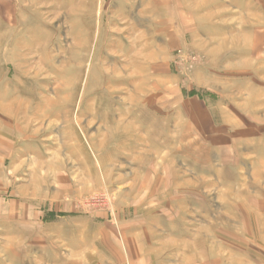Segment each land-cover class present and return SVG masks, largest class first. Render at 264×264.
Masks as SVG:
<instances>
[{"label": "rangeland", "instance_id": "1", "mask_svg": "<svg viewBox=\"0 0 264 264\" xmlns=\"http://www.w3.org/2000/svg\"><path fill=\"white\" fill-rule=\"evenodd\" d=\"M263 240L264 0H0V264Z\"/></svg>", "mask_w": 264, "mask_h": 264}, {"label": "bare ground", "instance_id": "2", "mask_svg": "<svg viewBox=\"0 0 264 264\" xmlns=\"http://www.w3.org/2000/svg\"><path fill=\"white\" fill-rule=\"evenodd\" d=\"M135 118V117H134ZM135 121V120H134ZM117 123V122H116ZM118 123H120V122H118Z\"/></svg>", "mask_w": 264, "mask_h": 264}, {"label": "crops", "instance_id": "3", "mask_svg": "<svg viewBox=\"0 0 264 264\" xmlns=\"http://www.w3.org/2000/svg\"><path fill=\"white\" fill-rule=\"evenodd\" d=\"M263 242H264V240H263ZM139 264V263H138Z\"/></svg>", "mask_w": 264, "mask_h": 264}]
</instances>
